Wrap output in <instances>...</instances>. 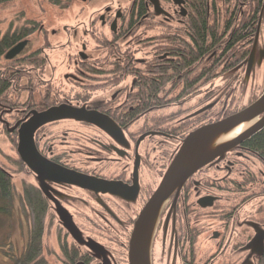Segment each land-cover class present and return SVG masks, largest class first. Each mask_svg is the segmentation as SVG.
<instances>
[{"label": "flooded vegetation", "instance_id": "obj_1", "mask_svg": "<svg viewBox=\"0 0 264 264\" xmlns=\"http://www.w3.org/2000/svg\"><path fill=\"white\" fill-rule=\"evenodd\" d=\"M233 1L235 8L243 9L244 2L229 0L230 4ZM197 2L159 0L163 12L157 14L151 0H134L127 30H124L130 32V43L121 50L116 42L117 46L110 45L105 58L96 60L88 58L87 45L83 44L80 59L73 65L74 70L80 72L79 76L68 72H60L59 76L44 74L51 66L44 47L28 51L30 36L35 30L20 41H27L20 54L8 60L0 70L5 78L0 88V128L3 127L14 142L17 160L26 168L22 171L25 180L22 196L34 210L35 227L38 230L42 227V240L45 225L55 224L73 240L75 245L71 249L66 243L61 245L64 264H92L93 261L113 264L114 253L102 240L118 242L124 264H130V242L136 223L185 138L204 125L246 108L235 109L230 115L226 109L216 112L212 102L191 108L188 104L202 95V89L193 95L177 90L158 91L157 98H152V81H161L163 77L153 74L156 69L152 64L163 70L167 62L160 64V61H164L168 52L156 49L150 29L138 33L142 27H135L136 21L147 25L153 17L162 16L167 21L177 18L178 24L189 30L188 25L197 18ZM163 3L171 6L169 10ZM205 3L209 8L208 18H211L216 13L215 9L211 11L215 8L214 1L204 0ZM257 16L253 65L264 62L262 52L257 50L264 28V6ZM123 18L120 12L119 17L116 14V31L112 29L115 20L110 26L115 36L120 35L118 21ZM180 36L184 38L183 34ZM158 51L159 59L154 60ZM250 55L234 68L236 73L244 70L245 76L250 75ZM53 66L56 69V65ZM62 85H71V90L61 88ZM40 87H45V91L40 93ZM171 99L176 101L170 102ZM61 106L95 113L101 123L68 117L40 125L33 134L39 157L38 171H34L18 152L21 128L34 115ZM262 117L244 123L238 135ZM255 135L199 169L162 202L151 222V264L261 263L264 248L259 252L249 245L258 230L264 231V220L249 219L246 209L248 181L253 171L251 163L256 159L264 164L261 156L248 146ZM0 167L11 178L9 171ZM78 176L97 182H93L91 188L71 183L73 179L77 181ZM64 177L71 182L62 180ZM253 178L256 182L257 176ZM99 182L102 185H97ZM60 211L84 243L66 227ZM206 227H217L212 231L214 251L209 254L207 246L200 242ZM88 243L95 244L96 249ZM78 247H84L86 252L80 253Z\"/></svg>", "mask_w": 264, "mask_h": 264}, {"label": "rangeland", "instance_id": "obj_2", "mask_svg": "<svg viewBox=\"0 0 264 264\" xmlns=\"http://www.w3.org/2000/svg\"><path fill=\"white\" fill-rule=\"evenodd\" d=\"M133 1L60 0L61 3L58 5L50 0H18L9 6L0 8V36L20 29L35 28V33L30 36L31 46L28 51L44 47L43 52L51 61V66L47 67L44 74L59 76L68 72V74L79 76L80 72L74 70L73 65L75 60L80 59L83 44L87 45L88 58L96 60L106 57L110 45L118 42L123 50L124 45L130 43V32H124V30H127ZM213 1L215 8L221 14L229 5L232 8L235 5V1L231 4L229 0ZM251 2L252 0H247L243 9L240 10L249 9L248 5ZM163 6L168 10L171 7L168 3H163ZM119 12L124 18L118 21V30H120L118 34L120 35L115 36L110 31V26ZM238 18L240 19V16ZM136 22L135 27H142L138 33L145 29L151 30L154 45L155 40L158 39L157 36L162 34L178 36L183 34L184 38L188 39L187 30L178 24L177 18L167 21L162 16L153 17L152 22H145L147 25ZM156 44H158L157 41ZM263 49L264 28L257 45L259 52ZM7 61L5 58L0 61V70H3ZM53 65H56L58 72ZM60 72L62 74H59ZM60 87L67 91L71 90V85ZM44 91L45 87H40V93ZM201 92V96L188 104L191 108L202 107L203 104L212 102L216 112L226 109L230 115L235 109L247 107L264 92V62L255 63L249 76H245L244 70L236 73L233 68L218 76L214 81L208 82L202 87ZM244 126L246 127L247 124ZM2 128H0V165L11 174L12 191L8 198L0 197V264H21L23 260L21 257L25 253L31 232L35 228V213L22 196V183L25 181L22 171H26V168L18 162L15 144ZM258 161L254 159L251 163L253 171L248 181L250 184L246 209L249 219L264 220V164ZM253 175L257 176L256 182ZM48 222H52V219L51 221L48 219ZM215 228L206 227L205 233L200 238L202 246H207V254L214 251L212 231ZM42 243L39 258L45 259L48 264H64L61 245L66 243L69 249L75 245L70 237L65 236V230L57 224L45 225ZM102 243H105L114 253L115 262L113 264H124L123 251L118 242L102 240ZM78 250L80 253L86 252L84 247H78ZM73 253L75 254L74 251ZM96 262L98 261H93L92 264H98ZM32 264H37V261L35 260Z\"/></svg>", "mask_w": 264, "mask_h": 264}, {"label": "trees", "instance_id": "obj_3", "mask_svg": "<svg viewBox=\"0 0 264 264\" xmlns=\"http://www.w3.org/2000/svg\"><path fill=\"white\" fill-rule=\"evenodd\" d=\"M18 0H0V8L9 6ZM60 5V0H50ZM246 4L247 0H240ZM240 6V3L238 4ZM264 6V0H252L247 10L232 8L228 6L221 14L214 8L216 13L208 18L209 8L204 0H198L196 5L197 18L188 25V39L176 34H162L157 36L158 44L156 49L161 53L168 52L164 61L167 62L163 70L160 67L152 68L156 71L161 81H152V98H157L158 91H183L187 95L198 93L208 82L214 81L222 75L240 65L250 55L256 35L258 13ZM211 11L213 9L211 8ZM240 16V19L238 18ZM209 28V29H208ZM35 28L20 29L15 32H8L0 36V61L3 60L7 51L15 44L23 40ZM154 60L159 59L157 56ZM151 66V65H150ZM163 74V75H162ZM166 79L164 80V76ZM4 74L0 72V88L4 86ZM176 101L171 99L170 102ZM264 162V130L255 135L248 142ZM12 191V183L9 174L0 167V197L8 198ZM42 227H35L31 232L29 244L21 257V264H48L41 259L42 249ZM39 259V260H38ZM260 264H264V258Z\"/></svg>", "mask_w": 264, "mask_h": 264}, {"label": "water", "instance_id": "obj_4", "mask_svg": "<svg viewBox=\"0 0 264 264\" xmlns=\"http://www.w3.org/2000/svg\"><path fill=\"white\" fill-rule=\"evenodd\" d=\"M155 4L157 14L163 11L160 7L159 0H151ZM119 17V13H118ZM117 19L112 25L113 31H116ZM27 41L20 42L6 54V59H14L25 48ZM255 57V50L250 55L248 73L250 74ZM261 59H264V50L262 51ZM263 117L253 126L238 135L211 149L212 141L222 134H228L243 123L249 122L259 116ZM97 115L92 112H81L74 107L61 106L51 108L43 113L34 115L21 128L20 143L18 152L23 161L34 171H38V154L35 150L33 134L35 130L44 123L54 121L56 119L76 117L85 119L93 123H101ZM100 118V117H99ZM103 120V119H102ZM104 121V120H103ZM264 129V93L251 105L245 109L230 115L215 123L204 125L195 131L191 132L184 140L182 147L175 156L171 166L169 167L163 181L161 182L156 193L142 211L139 220L136 223L132 239L130 242L129 262L130 264H151L150 261V243L152 239L151 222L154 220L156 212L159 210L162 202L178 187H181L195 172L211 163L217 157L224 155L226 151L235 148L243 141L249 139ZM82 176V175H81ZM78 176V180H72L68 177L62 178L67 182L77 184L82 187L91 188L97 182L95 179ZM97 185H102L99 182ZM61 217L65 221V225L74 237L81 243L84 241L75 232V228L71 225L63 213L60 211ZM88 245L96 249V245L88 243ZM261 247V250L260 248ZM249 248L257 249L259 252L264 248V231H259Z\"/></svg>", "mask_w": 264, "mask_h": 264}, {"label": "bare ground", "instance_id": "obj_5", "mask_svg": "<svg viewBox=\"0 0 264 264\" xmlns=\"http://www.w3.org/2000/svg\"><path fill=\"white\" fill-rule=\"evenodd\" d=\"M242 127H243V125H240V126H238V129L237 130L234 129L233 131L229 132L228 134L227 133L226 134L224 133V134L220 135L219 137H216L212 141V143L210 144V147H212L211 149H214V148L218 147V145L221 142L225 141L226 139H229V138H231V137L239 134V132L242 129Z\"/></svg>", "mask_w": 264, "mask_h": 264}]
</instances>
